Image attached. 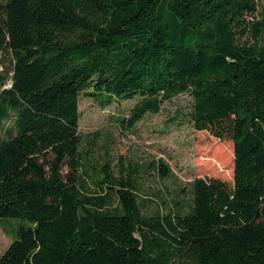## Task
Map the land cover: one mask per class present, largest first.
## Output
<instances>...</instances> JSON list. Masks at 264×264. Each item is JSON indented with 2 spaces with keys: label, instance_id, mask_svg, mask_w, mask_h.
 Listing matches in <instances>:
<instances>
[{
  "label": "trees",
  "instance_id": "1",
  "mask_svg": "<svg viewBox=\"0 0 264 264\" xmlns=\"http://www.w3.org/2000/svg\"><path fill=\"white\" fill-rule=\"evenodd\" d=\"M7 58L0 221L23 224L0 264H264V0H0ZM181 94L194 130L232 142V185L195 178L187 212L148 216L135 169L104 162L90 195L80 95L139 97L126 129Z\"/></svg>",
  "mask_w": 264,
  "mask_h": 264
},
{
  "label": "rangeland",
  "instance_id": "2",
  "mask_svg": "<svg viewBox=\"0 0 264 264\" xmlns=\"http://www.w3.org/2000/svg\"><path fill=\"white\" fill-rule=\"evenodd\" d=\"M4 76L11 85L10 59L5 60ZM140 101L118 99L100 108L89 97H79V132L82 169L87 174L83 184L90 195L98 192L96 181L104 162L112 170L135 169L136 194L143 212L148 216L164 215L175 203L187 212L190 204L189 182L195 178H215L229 185L233 183V145L219 141L206 131H196L189 117L191 98L181 94L166 101L157 114L147 113L131 128L121 127L122 119ZM8 122L5 128H11ZM203 159H217L216 164ZM157 164H164L169 175L158 178ZM213 165V168L210 166ZM211 167V168H210ZM105 191L106 187H103ZM182 190L184 192H182ZM23 224L20 219L0 221V254L16 238L15 229Z\"/></svg>",
  "mask_w": 264,
  "mask_h": 264
}]
</instances>
